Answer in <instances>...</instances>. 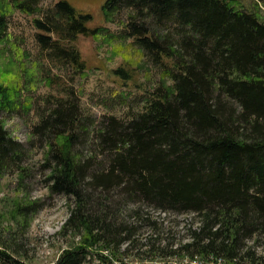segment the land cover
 <instances>
[{"label":"trees","instance_id":"16d2710c","mask_svg":"<svg viewBox=\"0 0 264 264\" xmlns=\"http://www.w3.org/2000/svg\"><path fill=\"white\" fill-rule=\"evenodd\" d=\"M40 1L0 0V43L11 11L31 15L45 58L82 72L73 42L105 28L89 27L90 14L68 0ZM100 8L104 21L125 8L121 37L166 78L133 115L106 116L94 130L70 88L42 102L29 146L44 150L46 187L70 200L62 228L77 237L51 264L105 260L97 250L113 256L121 245L138 258L264 264L248 244L264 235V0H103ZM5 76L0 115L20 105L22 81ZM28 151L0 119V176L14 166L21 180ZM28 203L10 217H23ZM161 213L191 215L180 239ZM20 257L0 239V264H33Z\"/></svg>","mask_w":264,"mask_h":264},{"label":"rangeland","instance_id":"374dc122","mask_svg":"<svg viewBox=\"0 0 264 264\" xmlns=\"http://www.w3.org/2000/svg\"><path fill=\"white\" fill-rule=\"evenodd\" d=\"M55 0H41L39 5L46 7ZM76 9L91 16L89 27L102 26L104 32L92 36L78 35L73 42L85 69L82 72L68 70L69 67L47 60L34 41L31 15L16 10L8 14L5 38L0 43V74L11 80L22 81L17 108L2 113L4 129L17 142L29 149L20 161L22 178L14 166L0 176V239L9 245L15 254L33 264H51L63 248L77 240L62 225L68 216L70 200L61 194L50 193L46 187V171L41 166L43 149L29 146L31 127L37 121V112L49 94L61 95L60 88L68 87L76 95L82 114L92 120L90 129H95L106 116L127 118L141 109L148 93L166 78L162 65L159 67L149 61L142 52L130 44L129 39L120 35L122 20L126 10L104 21L101 4L103 0H68ZM100 27V28H102ZM168 63V61H165ZM128 67L130 79L122 80L113 72L117 68ZM51 80V83L49 82ZM125 81V82H123ZM65 88V87H64ZM89 141V139H88ZM85 154V149L79 152ZM32 202L22 217H10L15 205L24 206ZM29 204V203H28ZM32 209V211L30 210ZM30 211V212H29ZM164 216L166 221L174 219L177 226L172 227L176 239L184 234L183 222L191 219L190 214L176 218ZM167 215V214H166ZM121 218L126 216L120 213ZM174 223V222H171ZM144 229L137 232L142 236ZM248 244L257 255L264 254V235H256ZM124 245L111 255L101 252L105 260L94 257L88 264H186L189 259L180 256L138 258L134 250L126 251ZM193 264H225L216 260ZM202 262V261H200ZM248 264V263H241Z\"/></svg>","mask_w":264,"mask_h":264}]
</instances>
